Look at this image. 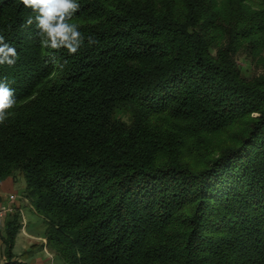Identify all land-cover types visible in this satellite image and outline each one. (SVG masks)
I'll return each instance as SVG.
<instances>
[{
    "label": "trees",
    "instance_id": "trees-1",
    "mask_svg": "<svg viewBox=\"0 0 264 264\" xmlns=\"http://www.w3.org/2000/svg\"><path fill=\"white\" fill-rule=\"evenodd\" d=\"M78 53L43 50L31 10L0 0L18 106L0 125V184L66 264H264V0H78ZM18 211L5 220V261ZM26 257V258H24Z\"/></svg>",
    "mask_w": 264,
    "mask_h": 264
},
{
    "label": "clouds",
    "instance_id": "clouds-1",
    "mask_svg": "<svg viewBox=\"0 0 264 264\" xmlns=\"http://www.w3.org/2000/svg\"><path fill=\"white\" fill-rule=\"evenodd\" d=\"M20 3L31 10L21 27L35 26L41 49L66 50L69 55H75L85 46V41L88 46L99 43L94 36H85L80 30L81 25L74 21L80 10L78 0H20ZM18 59L16 47L0 35V66L14 67ZM12 83L14 81L10 82L7 77L0 78V125L14 115L13 110L18 106Z\"/></svg>",
    "mask_w": 264,
    "mask_h": 264
},
{
    "label": "rangeland",
    "instance_id": "rangeland-1",
    "mask_svg": "<svg viewBox=\"0 0 264 264\" xmlns=\"http://www.w3.org/2000/svg\"><path fill=\"white\" fill-rule=\"evenodd\" d=\"M235 59L246 76L252 77L264 74V62H259L257 59L243 52L237 54ZM17 180L19 181H17L18 183L15 187L16 190L19 192L23 191L25 189L24 180L19 178H17ZM11 209L13 208L8 207L0 210V222L6 214L12 213V211H9ZM27 216L29 218L30 215L25 214V218H23V226L25 225V219H27ZM44 228V225L40 224V221H35V223L32 224L31 230L25 232L24 228H22L21 233L19 231L20 235H17L16 244L13 248V253L18 259L21 258V254L24 252V250H30L32 244L39 243L42 239H44ZM4 230L5 229L0 226V264L5 261L3 254L4 246L1 243V235L5 234ZM43 243H46L45 239ZM33 258L34 260H32ZM25 262L28 264H66L60 257L53 255L46 246H44L41 250L37 249L34 255L25 259Z\"/></svg>",
    "mask_w": 264,
    "mask_h": 264
},
{
    "label": "crops",
    "instance_id": "crops-1",
    "mask_svg": "<svg viewBox=\"0 0 264 264\" xmlns=\"http://www.w3.org/2000/svg\"><path fill=\"white\" fill-rule=\"evenodd\" d=\"M17 181L19 180L17 179L13 180L12 178H8L0 184V210L8 207L13 208L12 213L6 214L2 218V221L0 222V226L4 228L5 220L7 219V217L10 214H13L15 211H18L22 218V228H24L25 232H27L28 230H31L32 224H34L35 221H40V224H42V222H41V218L38 215H36L34 209L30 205L28 200L23 197L24 190L20 192L16 190L15 187L16 184L18 183ZM11 196H13L14 199L10 201L9 197ZM25 214L30 216L29 218L27 216V219H25V225L23 226V218H25ZM20 233L18 234V236L20 235ZM42 240L44 242V239ZM42 240L39 243L32 244V246L36 245V248L32 249L34 250L33 255L36 253L37 249L41 250L44 246H46V243L44 244ZM15 244H16V240H15ZM32 260H34V258Z\"/></svg>",
    "mask_w": 264,
    "mask_h": 264
},
{
    "label": "built area",
    "instance_id": "built-area-1",
    "mask_svg": "<svg viewBox=\"0 0 264 264\" xmlns=\"http://www.w3.org/2000/svg\"><path fill=\"white\" fill-rule=\"evenodd\" d=\"M13 199H14V197H13V196H11V197H10V200H13ZM12 210H13V209H11V210H9V211H12Z\"/></svg>",
    "mask_w": 264,
    "mask_h": 264
}]
</instances>
